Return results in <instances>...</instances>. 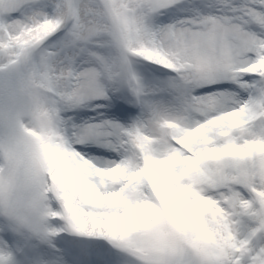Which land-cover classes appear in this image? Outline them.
<instances>
[{
    "label": "snow or ice",
    "instance_id": "1",
    "mask_svg": "<svg viewBox=\"0 0 264 264\" xmlns=\"http://www.w3.org/2000/svg\"><path fill=\"white\" fill-rule=\"evenodd\" d=\"M0 264H264V0H0Z\"/></svg>",
    "mask_w": 264,
    "mask_h": 264
},
{
    "label": "rangeland",
    "instance_id": "2",
    "mask_svg": "<svg viewBox=\"0 0 264 264\" xmlns=\"http://www.w3.org/2000/svg\"><path fill=\"white\" fill-rule=\"evenodd\" d=\"M182 16H183V13H182V15L179 16L178 18H181ZM143 63H144V62H143ZM139 64H142V62L139 63ZM137 65H138V63H137ZM141 68H142L141 70H143V71H140L139 74H137V75L140 76V77L142 78V80H143L145 86H146L149 90H151L152 87H153V88H156V86L159 84V81H156V83L151 87V84H150V82H148V81H149V80H152L153 77H152V78L147 77V75L145 74L146 71H147V68H149V66H147V65L144 64V65H142ZM151 69H152V67H151ZM158 76H159V74H158ZM165 78H166V77H165ZM146 79H147V80H146ZM162 79H164V78H162ZM162 79H161V80H162ZM98 103H105V102H104V101H99ZM101 113H103V115H104V113H105V115H108L107 117H108L109 119H117V120H119L121 123H124L123 120L121 121V119H118V118H116L115 116H114V117L111 116L110 108H108V109H99L98 111H90V110L85 109V110H81V111H79V112H77V113H73L72 115H75V117H76V122H77L78 124H84L85 122H88V121H90V120L98 119V118H99L98 116H100ZM110 116H111V117H110ZM78 147L81 148V149H86V150H87V154H88L89 156H91V157H96L99 153H102V152H105V151H106L105 149H103V148H98V147H96L95 145H79ZM92 149H94V150H92ZM114 158H117V157L114 156ZM108 159H110V158H108ZM112 159H113V158H112ZM105 160H106V159H105ZM68 237H71V235H68ZM72 242H75V243L88 242V243H89V241L81 240L80 238L75 237V236H72Z\"/></svg>",
    "mask_w": 264,
    "mask_h": 264
},
{
    "label": "bare ground",
    "instance_id": "3",
    "mask_svg": "<svg viewBox=\"0 0 264 264\" xmlns=\"http://www.w3.org/2000/svg\"><path fill=\"white\" fill-rule=\"evenodd\" d=\"M140 59H142V58H137L136 60H138L140 63L141 62H143V61H141ZM147 64V63H146ZM141 65V64H140ZM141 69H139V67H137V74L139 73V71H140ZM159 81H161V80H159ZM149 82H151V86L156 82L155 80H153L152 79V81L150 80Z\"/></svg>",
    "mask_w": 264,
    "mask_h": 264
}]
</instances>
